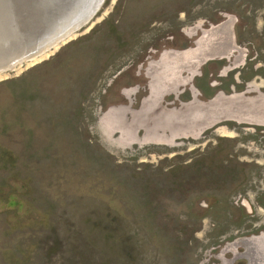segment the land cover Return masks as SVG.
Instances as JSON below:
<instances>
[{
	"label": "rangeland",
	"instance_id": "obj_1",
	"mask_svg": "<svg viewBox=\"0 0 264 264\" xmlns=\"http://www.w3.org/2000/svg\"><path fill=\"white\" fill-rule=\"evenodd\" d=\"M0 264H264V0H103L1 73Z\"/></svg>",
	"mask_w": 264,
	"mask_h": 264
},
{
	"label": "water",
	"instance_id": "obj_2",
	"mask_svg": "<svg viewBox=\"0 0 264 264\" xmlns=\"http://www.w3.org/2000/svg\"><path fill=\"white\" fill-rule=\"evenodd\" d=\"M63 1L65 0H0V74L38 61L55 47L65 43L92 19L103 3V0H89L90 4L85 6L78 19L62 33L54 34L51 31L45 37H42L41 32L32 33V20L43 17L48 9L59 6L58 3ZM66 14L63 13L61 18ZM56 21L57 19L52 20V23Z\"/></svg>",
	"mask_w": 264,
	"mask_h": 264
},
{
	"label": "bare ground",
	"instance_id": "obj_3",
	"mask_svg": "<svg viewBox=\"0 0 264 264\" xmlns=\"http://www.w3.org/2000/svg\"><path fill=\"white\" fill-rule=\"evenodd\" d=\"M58 4L59 6H52L48 9L43 17L34 18L32 20V33L35 34L41 32L40 34H43L42 37H45L51 31H54V34H58L68 30L70 25L73 24V22L81 15L82 11L85 10V6H88L90 3L89 0H79L78 2H75L74 0H65ZM20 10H23V8L20 7ZM63 13L67 14L61 18ZM55 19H57V21L52 23V20Z\"/></svg>",
	"mask_w": 264,
	"mask_h": 264
}]
</instances>
